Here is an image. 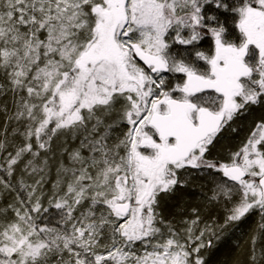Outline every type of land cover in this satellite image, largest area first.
Masks as SVG:
<instances>
[{
	"label": "snow or ice",
	"instance_id": "6c2138e0",
	"mask_svg": "<svg viewBox=\"0 0 264 264\" xmlns=\"http://www.w3.org/2000/svg\"><path fill=\"white\" fill-rule=\"evenodd\" d=\"M0 264H264V0H0Z\"/></svg>",
	"mask_w": 264,
	"mask_h": 264
},
{
	"label": "trees",
	"instance_id": "16d2710c",
	"mask_svg": "<svg viewBox=\"0 0 264 264\" xmlns=\"http://www.w3.org/2000/svg\"><path fill=\"white\" fill-rule=\"evenodd\" d=\"M209 185L203 181H197L196 184H194L192 187H189L187 189L182 190L181 196L179 197L177 203L182 205L184 208H188L189 206H194L197 204H200L203 202L205 195L208 193ZM179 209L173 207L169 209L170 212L175 213ZM255 220V217L249 220V224L253 223ZM243 249L240 250L239 253L233 251V252H225L217 256V259L223 260L227 259L229 255H236V254H242Z\"/></svg>",
	"mask_w": 264,
	"mask_h": 264
}]
</instances>
